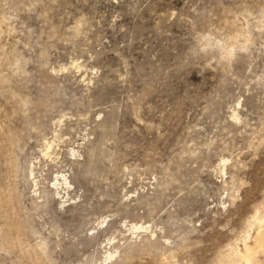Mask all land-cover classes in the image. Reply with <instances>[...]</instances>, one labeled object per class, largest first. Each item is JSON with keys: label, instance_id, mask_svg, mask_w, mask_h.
<instances>
[{"label": "rangeland", "instance_id": "rangeland-1", "mask_svg": "<svg viewBox=\"0 0 264 264\" xmlns=\"http://www.w3.org/2000/svg\"><path fill=\"white\" fill-rule=\"evenodd\" d=\"M257 211L264 0H0V264H236Z\"/></svg>", "mask_w": 264, "mask_h": 264}, {"label": "bare ground", "instance_id": "bare-ground-1", "mask_svg": "<svg viewBox=\"0 0 264 264\" xmlns=\"http://www.w3.org/2000/svg\"><path fill=\"white\" fill-rule=\"evenodd\" d=\"M62 181L64 183H66V184L69 183L67 181V178L64 175L62 177ZM259 208H260V206H259ZM260 210H262V209H260ZM258 211L253 216V222H254V224H255L256 227L254 228L252 226V224H251V226H248V228L249 227L250 228L253 227L255 229L254 230L255 232L253 231L254 232V235H252V242L250 243L249 241H251V240L248 239V238H250L249 236H251L250 234L247 237H245V238L242 237L243 239L240 238V240L243 241V244H242L243 247H242V249H239L240 248V246H239V248H238L239 251L236 252V257H237V260L236 261L239 264H253L254 258L259 254V252H264V216L263 215L260 216V214L258 213ZM134 227L138 228L140 226L139 225L138 226L136 225ZM242 236H244V235H242ZM235 244L236 243H234V245ZM231 247H232V245H231ZM234 250H237V249H234ZM224 252H222V253H224ZM233 262H235V260Z\"/></svg>", "mask_w": 264, "mask_h": 264}]
</instances>
